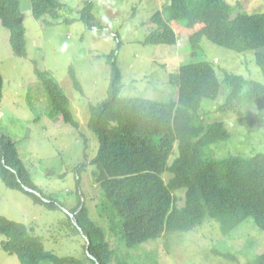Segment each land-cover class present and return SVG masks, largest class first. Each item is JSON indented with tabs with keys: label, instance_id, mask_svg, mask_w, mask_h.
I'll return each instance as SVG.
<instances>
[{
	"label": "trees",
	"instance_id": "1",
	"mask_svg": "<svg viewBox=\"0 0 264 264\" xmlns=\"http://www.w3.org/2000/svg\"><path fill=\"white\" fill-rule=\"evenodd\" d=\"M247 1L238 0L232 6L226 0H169L166 15L157 12L152 16L146 45H176L178 36L172 22L183 33L190 32L189 51L195 61L185 62L177 70L176 101L121 96V71L110 57L107 97L88 105L87 127L99 145L90 161L99 195L101 190L96 208L98 220L90 215L79 191V176L86 163L76 167L77 204L72 212L75 222L68 217L73 232L89 240L85 259L58 257L46 251L32 228L0 215V234L5 237L1 248L5 253L16 256L20 264H110L114 252L104 225L119 229L127 249H137L167 233L192 231L205 221L217 223L223 235L247 220L264 232V151L247 157L214 156L213 147L227 142L230 132L222 122L209 123L208 112L203 109V101L215 102L221 97L218 111L235 113L239 126L264 125V84L227 72L221 77L212 63L201 59V42L205 38L235 53L253 52L264 77V13H246L243 7ZM20 3L0 0V23L9 32L14 56L24 58L26 31ZM30 5L36 20L58 18V0H30ZM92 7L91 2L85 4L80 20L86 27L98 29ZM38 78L50 102L48 118L59 117L78 129L71 101L51 73H38ZM68 78L73 89L82 92L73 67L69 68ZM2 88L0 74V99ZM175 145L178 156L168 165ZM0 180L7 189L24 192L49 211L63 208L34 185L16 143L4 134H0ZM178 191L184 194L182 208L175 206L174 193ZM95 220L102 222V227ZM223 256L233 261L236 258ZM246 264H264V253Z\"/></svg>",
	"mask_w": 264,
	"mask_h": 264
},
{
	"label": "rangeland",
	"instance_id": "2",
	"mask_svg": "<svg viewBox=\"0 0 264 264\" xmlns=\"http://www.w3.org/2000/svg\"><path fill=\"white\" fill-rule=\"evenodd\" d=\"M58 1V18L50 21L47 17L36 20L31 13L30 0H20L26 31L24 58L14 56L9 32L0 23V74L3 79L0 134L16 143L19 156L38 190L58 201L63 208L49 211L24 192L7 189L0 180V215L32 228L33 234L42 239L46 251L58 257L85 259V238L73 232L68 217L75 222L71 217L77 204L76 167L86 163L80 172L79 191L90 215L98 218L96 208L101 190L99 195L90 161L99 145L97 137L87 127L88 105L98 104L107 97L112 69L110 57L116 60L121 71V96L161 102L176 101L177 70L181 64L195 59L189 51L190 32L183 33L174 22L171 25L178 36L176 45L144 44L152 30V16L157 12L166 15L169 0ZM88 2L93 4L91 13L98 29L88 28L80 20V11ZM226 2L235 6L238 0ZM243 10L248 14L264 13V0H249ZM48 21L51 24L45 23ZM201 47V59L212 63L219 76L223 77L224 72L233 73L264 84L253 52L235 53L205 38ZM70 67L80 82V93L69 81ZM45 71L51 73L70 99L72 113L79 122L78 129L63 123L59 117L48 118L50 102L38 78V73ZM221 103V97L215 102L203 101L208 122H222L230 132L227 142L213 147L214 156L247 157L264 151V125L239 126L235 113L218 111ZM177 156L175 145L168 165ZM163 178L166 181L168 174ZM183 192L174 193L176 208L185 204ZM96 222L102 227V222ZM103 227L114 252L110 264H246L264 253V232L251 220L227 235L221 234L214 221H205L192 231L167 233L137 249L125 247L119 229ZM4 240L0 234V264H20L16 256L3 251L1 243ZM223 255L236 258L233 261Z\"/></svg>",
	"mask_w": 264,
	"mask_h": 264
},
{
	"label": "water",
	"instance_id": "3",
	"mask_svg": "<svg viewBox=\"0 0 264 264\" xmlns=\"http://www.w3.org/2000/svg\"><path fill=\"white\" fill-rule=\"evenodd\" d=\"M24 189H25V191H28V192H34L33 190H31V189H29V188H26V187H24ZM70 214V213H69ZM74 216H73V214H72V217L71 218H73ZM85 240H86V242H87V247H86V252H87V254L89 253V251H88V245H89V240L87 239V238H85ZM93 259V258H92Z\"/></svg>",
	"mask_w": 264,
	"mask_h": 264
},
{
	"label": "bare ground",
	"instance_id": "4",
	"mask_svg": "<svg viewBox=\"0 0 264 264\" xmlns=\"http://www.w3.org/2000/svg\"><path fill=\"white\" fill-rule=\"evenodd\" d=\"M58 17V16H57ZM64 22V21H63ZM68 22V21H67ZM113 55V54H112ZM39 70V69H38ZM35 74V73H34ZM74 88V87H73ZM44 89V88H43ZM79 92V91H78ZM47 98V97H46ZM82 165V164H81Z\"/></svg>",
	"mask_w": 264,
	"mask_h": 264
},
{
	"label": "clouds",
	"instance_id": "5",
	"mask_svg": "<svg viewBox=\"0 0 264 264\" xmlns=\"http://www.w3.org/2000/svg\"><path fill=\"white\" fill-rule=\"evenodd\" d=\"M1 100V99H0ZM28 192V191H27ZM36 193V192H35Z\"/></svg>",
	"mask_w": 264,
	"mask_h": 264
}]
</instances>
